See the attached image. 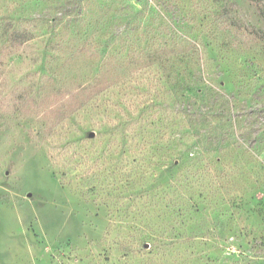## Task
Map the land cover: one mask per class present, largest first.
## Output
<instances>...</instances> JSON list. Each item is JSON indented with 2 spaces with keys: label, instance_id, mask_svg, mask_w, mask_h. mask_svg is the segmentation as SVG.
Wrapping results in <instances>:
<instances>
[{
  "label": "rangeland",
  "instance_id": "1",
  "mask_svg": "<svg viewBox=\"0 0 264 264\" xmlns=\"http://www.w3.org/2000/svg\"><path fill=\"white\" fill-rule=\"evenodd\" d=\"M260 11L0 0V264H264Z\"/></svg>",
  "mask_w": 264,
  "mask_h": 264
},
{
  "label": "trees",
  "instance_id": "2",
  "mask_svg": "<svg viewBox=\"0 0 264 264\" xmlns=\"http://www.w3.org/2000/svg\"><path fill=\"white\" fill-rule=\"evenodd\" d=\"M244 1L253 7L255 6L259 8L261 10L259 14L264 17V0H244ZM0 25L8 28L7 29L8 32H6V34L8 35L7 40H10V39L13 40V39L19 38V34H16L17 31L11 28L12 22L10 20H7V21L3 20L2 22H0ZM200 92L203 93L201 90Z\"/></svg>",
  "mask_w": 264,
  "mask_h": 264
}]
</instances>
